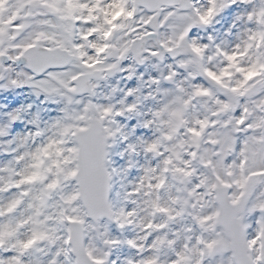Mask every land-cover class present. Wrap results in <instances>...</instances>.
<instances>
[{
    "label": "snow or ice",
    "instance_id": "obj_1",
    "mask_svg": "<svg viewBox=\"0 0 264 264\" xmlns=\"http://www.w3.org/2000/svg\"><path fill=\"white\" fill-rule=\"evenodd\" d=\"M0 264H264V0H0Z\"/></svg>",
    "mask_w": 264,
    "mask_h": 264
}]
</instances>
